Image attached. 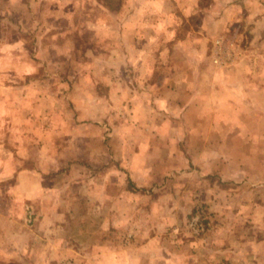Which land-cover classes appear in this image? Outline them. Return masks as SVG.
Masks as SVG:
<instances>
[{
    "label": "rangeland",
    "instance_id": "1",
    "mask_svg": "<svg viewBox=\"0 0 264 264\" xmlns=\"http://www.w3.org/2000/svg\"><path fill=\"white\" fill-rule=\"evenodd\" d=\"M66 1L0 0V264L226 261L217 247L247 236L237 223L250 197L248 181L222 176L247 179L264 169V115L246 114L243 98L242 114H218L217 101L229 107L236 93H248L245 75L258 60L252 8L264 13V0ZM88 44L95 53L72 51ZM81 56L96 59L97 78L129 77L130 89L140 85L132 79L150 77L143 105L134 108L122 90V105L98 117L95 144L48 181L53 194L40 216L31 205L22 216L11 207L7 213L11 125L25 123L28 106L40 113L42 93L71 92L72 84L54 79L60 65ZM26 75L39 82L25 83ZM97 85L103 99L105 87ZM190 102H205L206 116L188 111Z\"/></svg>",
    "mask_w": 264,
    "mask_h": 264
},
{
    "label": "crops",
    "instance_id": "2",
    "mask_svg": "<svg viewBox=\"0 0 264 264\" xmlns=\"http://www.w3.org/2000/svg\"><path fill=\"white\" fill-rule=\"evenodd\" d=\"M81 1L67 0L66 2L78 4ZM16 2L17 0H10V3L14 4ZM61 2L63 0H52L51 3L56 6ZM257 8L256 5L254 9L252 8L256 25L250 44L258 52V60L254 70L245 75V80L249 85L248 93L241 95L236 93V97L231 98L234 104H227L230 105L229 107L226 106L225 101L223 104L221 100H218L217 102L220 104L217 107L218 114L230 113L237 116L242 114L237 101L239 100L240 103L241 98H243L247 103L246 114L255 117L264 115V110L262 112V109H264V29L260 30V22L264 21V13L259 14ZM55 14L53 15L56 16ZM94 30L98 32L101 29L94 27ZM95 46L93 45L91 48L88 44L85 49L81 46L72 47V51L80 53L79 49H87V51L91 50L95 53ZM81 57L80 60L70 62L71 66L67 65L69 61H67L65 68L60 65L57 69L58 77L54 79L56 83L72 84V91L70 92L67 89L66 94L58 91L42 93L40 113H38L39 110L35 109L34 111L33 107L28 106L30 112L26 111L25 123L11 125L8 139L4 138L7 139L11 149L8 151L12 152H9L12 157L8 159V162H10L9 168L8 171L3 173V178L14 179L13 187L9 191V203L5 205L4 211L7 213H9L8 209L11 207V211L21 213L20 216H22L23 206L31 205L38 214L39 210L42 209L45 196L53 194V188H51L48 181L51 177H58L59 168L73 164L77 150L95 144L98 117L104 116L106 118L108 110L116 104L122 105V102L125 101L124 96L121 95L122 90L126 92V96L130 98V104L134 108H137L139 104L143 105V102L138 99L141 94L145 93L146 89L142 88L148 87L145 85H150V77L138 76L132 79L140 85L138 90L130 89L125 85L132 82L129 77L112 80V77L106 74L97 78L94 75L96 64H98L96 59L86 60L83 59L84 56ZM108 61L105 63V68H108L109 72L113 68L111 63L113 58ZM28 76L26 75L23 79L25 83L39 82L36 79H30ZM23 80L20 82H24ZM98 83L102 84L106 90L103 99H100L97 92ZM32 90L31 87L29 89L27 86L25 87L27 96L34 93ZM141 90L143 91L141 92ZM151 90H153V94H157L159 87L153 85ZM124 92L122 94H125ZM64 96L67 97V100H70V103H63L61 98ZM61 101L63 105L60 106ZM206 106L205 102L198 106L190 102L186 105V109L188 111L190 109V112L198 113V115L206 116L208 111ZM101 108L104 111L103 113L99 111ZM107 108L110 109L107 110ZM188 111L187 113H189ZM252 130H256V125ZM0 143H2L1 139ZM1 148L4 147L1 145ZM222 177L224 181L232 180L238 184L244 180L248 181V187L245 191L248 198H250L248 203H244L245 207H243V212L247 211L246 219L237 223V227H240L241 224L242 228L248 229V234L247 236H236L233 243L217 247L219 254L226 260L222 261L221 264H264V169L260 171L255 169L248 172L247 179L234 173ZM237 188L239 189V187ZM14 205H17V208H13ZM5 216L3 217L5 218ZM39 216L40 214L37 215V217Z\"/></svg>",
    "mask_w": 264,
    "mask_h": 264
},
{
    "label": "built area",
    "instance_id": "3",
    "mask_svg": "<svg viewBox=\"0 0 264 264\" xmlns=\"http://www.w3.org/2000/svg\"><path fill=\"white\" fill-rule=\"evenodd\" d=\"M219 43V42H218Z\"/></svg>",
    "mask_w": 264,
    "mask_h": 264
}]
</instances>
